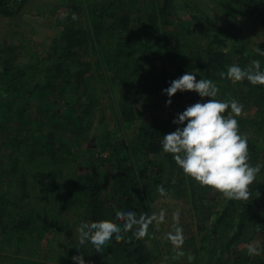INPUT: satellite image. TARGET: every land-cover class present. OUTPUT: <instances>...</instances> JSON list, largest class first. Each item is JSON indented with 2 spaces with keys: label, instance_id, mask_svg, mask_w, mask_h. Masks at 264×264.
Segmentation results:
<instances>
[{
  "label": "trees",
  "instance_id": "trees-1",
  "mask_svg": "<svg viewBox=\"0 0 264 264\" xmlns=\"http://www.w3.org/2000/svg\"><path fill=\"white\" fill-rule=\"evenodd\" d=\"M122 1L70 0L72 7L55 15V26L62 29L59 39L53 41L51 48L33 53L16 50L17 32L0 30V145L7 150L9 147L5 156L8 167L0 169V264H34L35 260H43L42 264H66L68 258L81 250L72 235L88 207L91 222L110 219L118 224L122 221L115 220L117 210L135 212L137 218L147 211L141 181L125 157L109 160L115 176L102 192L94 179L80 172L69 144L56 143L49 134L42 137L22 127L21 118L27 113L33 91L53 100V105L74 111L84 107L86 70L91 69L93 79H99L102 64L108 63L122 91L120 120L128 122L134 113L141 111L146 98L155 100L164 94L166 67L160 63L159 71L154 70L161 49L170 40L181 45L179 78L189 71L197 75V80L211 79L217 84L220 73L227 71V61L220 50L222 41L201 25L191 27L178 22L159 33V37L152 35L157 21L171 26L170 21L175 19L169 0H161L157 16L149 12L146 4L136 5L137 0H126V7L120 10ZM219 2L229 17L240 14L253 22L264 21V0ZM23 6L24 1L10 9L8 0H0V16L12 18ZM140 47L143 53H139ZM141 55L143 65L138 62ZM252 60L240 51L237 64L243 68ZM261 68L264 70L262 65ZM44 76L48 82L43 80ZM244 88L249 97L264 103V86L244 80ZM208 99L196 95L186 101L184 110ZM81 113L88 117L86 110ZM66 114L68 118L71 116L69 111ZM21 131H25L23 135ZM162 132L158 123L143 125L127 151L143 152L145 158L151 156L138 175L155 194H160L158 186L163 187L165 194L176 186L177 164L172 154L162 149ZM240 133L248 137L251 161L260 154L258 141L264 142V116L246 119ZM128 169L130 174L120 175ZM44 178L46 183L42 182ZM259 193L264 197V181ZM227 212L225 208L218 216L217 225ZM255 225H261V231ZM152 234L153 227L149 224L143 237L136 238L130 231L123 233L119 242L110 240L109 264H146L158 259L161 255ZM255 238L260 239V255L236 251L230 260L217 258L215 264H264V203L239 220L229 242L248 244Z\"/></svg>",
  "mask_w": 264,
  "mask_h": 264
},
{
  "label": "rangeland",
  "instance_id": "rangeland-1",
  "mask_svg": "<svg viewBox=\"0 0 264 264\" xmlns=\"http://www.w3.org/2000/svg\"><path fill=\"white\" fill-rule=\"evenodd\" d=\"M23 1L24 6L16 16L12 18L0 16V30L17 32L19 42L15 46L18 52L33 53L37 49L51 48L53 41L58 40L62 32L61 28L55 26V15L61 10L71 8L70 0H8V7L14 9ZM142 3L148 6L152 15L157 16L162 2L136 1L138 6ZM169 5L175 17L173 22L170 21L172 25L157 21L152 35L159 37V33L178 22L188 23L191 27L201 25L222 41L220 50L225 56L227 66L239 62L241 51L248 58L259 59L264 67V56L258 55L257 52L259 48L264 50V21L253 22L240 14L235 18L229 17L225 12V6L220 4L219 0H169ZM125 7L126 0H123L119 9ZM39 12H43V15L40 16ZM143 51V47H140L139 53ZM180 53L181 45L170 40L161 49L160 58L156 61L155 73L159 71L160 63L166 67L167 87L171 81L179 78ZM96 58L97 56L93 54V59ZM138 62L143 65V55L138 57ZM84 77L87 79L84 107H78L73 111L66 106L53 105V100L40 97L37 91H33L27 113L21 118L22 127L42 137L49 134L56 143L69 144L73 158L79 162L80 172L87 178L94 179L102 192L109 188L115 176L110 170L109 160L113 157L127 159V163L136 170L135 177L141 181L146 196V214L156 217L150 223L153 227L151 237L157 242L161 256L146 264H215L217 258L230 260L236 251H245L249 254L250 247L259 249V238L248 244H231L229 241L239 220L250 210L259 208L264 203L262 195H259V198L255 197V192H259V186L264 181V169L261 170L257 182L251 186L254 196L247 202L227 199L216 190L201 186L186 176L178 165L175 171L176 186L167 194L161 195L150 192V186L138 175L144 161L151 156L145 158L143 152L127 153L143 125L151 123L162 125V139L165 134L174 132L179 125L173 124V120L177 118L178 113L183 112L186 101L198 95L197 93L177 92L171 98L169 106H166L169 99L166 94L155 100L148 97L142 102L141 111L134 113L131 121L123 122L120 120L123 110L120 103L122 91L119 81L114 79L112 65L102 64L99 79H93L92 70L89 68ZM43 80L49 81L47 76H44ZM217 84L220 89L218 99L235 98L244 106L243 113L235 117L240 132L246 119L264 116V103H258L249 97L244 88V81L233 82L221 78ZM83 110H86L88 117L83 116L81 113ZM68 111L71 115L69 118L66 116ZM53 114L55 117H52ZM24 132L21 131V135ZM256 146L260 154L251 159L250 163L264 164V142L258 141ZM8 150L5 145H0V169L8 167L5 159ZM130 173L131 170L128 169L120 175ZM42 182L46 183L47 178ZM225 208H228L226 217L217 225V218ZM91 219L92 214L88 207L72 235L73 241L81 246L79 253L74 256L83 255L85 264H109L110 242L105 244L100 253L95 251L91 242L86 241L83 245L79 242L80 224L83 222L90 224ZM177 229L183 238L182 243L171 239L177 235ZM72 257L68 258L66 264H75ZM42 263L43 260L34 262Z\"/></svg>",
  "mask_w": 264,
  "mask_h": 264
},
{
  "label": "clouds",
  "instance_id": "clouds-1",
  "mask_svg": "<svg viewBox=\"0 0 264 264\" xmlns=\"http://www.w3.org/2000/svg\"><path fill=\"white\" fill-rule=\"evenodd\" d=\"M72 18L77 19L73 13ZM258 55L264 56V50L257 49ZM192 72H185L180 78L170 82V86L163 90L168 96L166 106L171 105V98L177 92H195L202 99L209 98L207 102H197L188 106L182 113L177 114L173 124L184 125L177 127L174 132L163 136L161 141L165 153L172 154L175 163L183 173L198 182L201 186L211 188L221 193L230 200L249 201L253 198V188L257 182L264 164L252 165L248 147V137L239 131L238 120L244 111V106L235 98L218 99L220 89L211 79H196ZM221 78L233 82L247 80L252 85L264 86V70L261 61L254 59L246 67L238 64L227 66V71L220 73ZM186 122V124H185ZM158 192L165 195L162 186ZM260 193L255 192L259 198ZM163 215V214H161ZM178 220V213L176 216ZM155 216L137 214L131 211L115 213V220L122 221L118 224L110 219L97 222H83L79 226V242L83 245L91 242L96 252L113 238L119 242L123 233L132 232L136 238L147 234V228ZM261 231V225H255ZM180 230L171 239L182 243ZM79 251V249H77ZM250 255H260L256 247L249 248ZM191 259V257H189ZM75 264H85L83 255L72 257Z\"/></svg>",
  "mask_w": 264,
  "mask_h": 264
},
{
  "label": "crops",
  "instance_id": "crops-1",
  "mask_svg": "<svg viewBox=\"0 0 264 264\" xmlns=\"http://www.w3.org/2000/svg\"><path fill=\"white\" fill-rule=\"evenodd\" d=\"M38 14H39L40 16H42V15H43V12H39ZM17 261H18V260H17ZM16 264H17V263H16Z\"/></svg>",
  "mask_w": 264,
  "mask_h": 264
}]
</instances>
